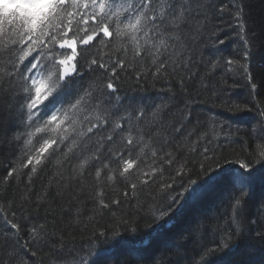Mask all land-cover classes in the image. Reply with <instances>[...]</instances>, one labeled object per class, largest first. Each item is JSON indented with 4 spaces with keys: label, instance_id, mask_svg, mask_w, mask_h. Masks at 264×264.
<instances>
[{
    "label": "snow or ice",
    "instance_id": "6c2138e0",
    "mask_svg": "<svg viewBox=\"0 0 264 264\" xmlns=\"http://www.w3.org/2000/svg\"><path fill=\"white\" fill-rule=\"evenodd\" d=\"M226 14L240 29L243 63L216 55L217 46L226 42L218 38L227 23ZM243 20L242 0H234L231 8L217 0H0V118L24 129L13 132L12 140L21 144L19 163L10 167L4 183L13 178L19 182L27 169L30 186L38 171L51 164L65 189L78 186L70 214L78 219L83 212L79 197H87L86 202L93 205L91 222L122 202L138 200L149 184L158 185L169 201L153 212L157 222L178 218L189 201L226 185L230 227L212 228L211 246L197 235L199 224L183 230L187 235L174 233L170 240L178 256L189 244L196 252L176 264H184V259L189 264H238L230 257L249 224L259 221L264 229V101L253 95L249 103L227 108L233 113H255L247 129L251 147L242 158L229 159L215 144L221 136L231 143V134L224 133V124L214 115L188 129L196 118L185 82L194 78L188 75L193 65L204 66L207 72L200 77V86L220 99V106L226 104L223 96L228 87L223 76L243 72L256 89ZM125 70L133 71L138 81L150 74L171 83L168 78L175 76L180 92L169 88L170 95L148 108L134 98L125 104L118 95V72ZM97 71L104 75H93ZM217 71L223 74L219 85L210 84L207 77ZM42 111L45 116L40 115ZM192 166L198 169L196 179ZM166 170L171 175L166 176ZM177 183L182 191L171 195L169 190ZM257 191L260 196L252 204L255 214L249 220L248 202ZM43 198L38 197L37 203ZM21 199L27 202L29 197L25 194ZM0 215L9 229L0 232V264H17L20 249L37 257L29 244L39 250L48 235L45 225L31 227L29 239L22 240L21 225L14 222L16 213L9 219L0 204ZM124 223L122 218L117 220L100 230L99 236L110 231L115 240ZM254 238L264 243V230L255 232ZM254 251L250 248L249 255ZM109 252L92 245L62 264H98Z\"/></svg>",
    "mask_w": 264,
    "mask_h": 264
},
{
    "label": "trees",
    "instance_id": "16d2710c",
    "mask_svg": "<svg viewBox=\"0 0 264 264\" xmlns=\"http://www.w3.org/2000/svg\"><path fill=\"white\" fill-rule=\"evenodd\" d=\"M217 2L228 4L231 8L234 0H217ZM242 3L244 5V34L251 47L250 69L252 82L256 84V89L253 91L243 72L238 71L234 76H223L227 80L228 87L227 94L223 96L226 104L220 106L222 101L200 86V77H204L207 72L204 66L193 65L192 72L188 75H193L194 78L185 82L187 98L194 101L191 111L196 118L188 125V129L197 127V120L203 123L214 115L219 122L224 124V133L231 134V143L221 136L215 144L217 151L228 156L229 159L242 158L244 150L251 147L252 141L247 135V129L253 122L255 113H233L227 108L232 104L249 103L253 95L257 100L264 101V0H242ZM232 11L235 10L232 9ZM224 21L227 23L222 31H218V38L226 42L217 46L216 55L221 58L232 57L243 63L244 45L237 35L240 29L236 26L235 20L227 14L224 16ZM227 24H231V27ZM93 75L100 76L104 73L97 71ZM222 75L217 71L208 76L207 80L210 84L219 85ZM118 76V95L124 98L125 104L128 103V98H134L136 102L148 108L152 104L159 103L161 97L170 95L167 89L171 88L172 93L179 94L180 92L175 76L168 78L171 83L162 78H154L150 74L138 81L131 70L118 72ZM89 78L86 72L85 79ZM233 85L235 87H232ZM180 107L183 108V104H180ZM173 112L176 113L178 119L179 113L175 108ZM40 115L45 116L46 112L42 111ZM23 131L22 127L13 128L6 118H0V204L4 206V213L9 219H12L11 213H16L14 222L21 225L20 238L22 240H28L29 229L38 224L45 225L48 235L39 245V250L31 243L29 244L31 251L37 252V257H32L26 250H18L17 264L21 261L23 264H37V259H39V264H62L65 260L73 259L75 254H82L92 245L110 249L109 254L101 257L98 264H153L154 261H158V264H176L177 260L185 256H195L196 252L189 244L182 255L178 256L170 240L174 233L180 231L183 235H187V232L183 230L199 224L201 231L197 235L204 237V243L211 246V229L216 228L219 231L230 227L226 223L230 212L226 185L209 190L207 195L197 201H189L178 218L167 222H157L153 219L155 209L166 206L169 202L167 195L160 192L156 184H149L144 188L138 200L134 198L126 204L122 202L119 208H113L111 212L106 211L102 216H97L95 222L89 221V217L93 215L91 212L93 205L86 202L87 197L81 196L79 200L83 212L77 219L70 214L69 209H74L76 206L72 196L78 190V186L73 185L71 190L65 189L63 182L55 178L57 169L51 164L38 171L30 186L26 179L27 169L21 172L19 182L13 178L7 184L4 183V177L10 167L19 163L17 157L21 144L12 140L13 132ZM38 139L39 137L34 140L37 146ZM179 139L181 137H177V140ZM172 150L175 151V148ZM190 158L199 159L198 156ZM192 172L194 173L192 178L196 179L195 173L198 169L192 166ZM165 175L168 176L171 173L166 170ZM180 191L182 189L178 183L169 190L171 195H176ZM25 194L29 197L27 202L21 199ZM252 196L253 199L248 202L249 220L254 217L255 210L252 204L260 196V192L257 191ZM38 197H44L40 203H37ZM113 214L116 220L113 219ZM121 218L127 223L120 224L118 231L121 235L119 237L112 239L110 231H107L106 236H99L100 230L106 229L107 226L116 223ZM8 230L4 216L0 215V232ZM260 230L264 229L261 228L259 221L256 225L249 224L248 233L230 259L238 264H260L264 259V243L254 238V233ZM61 243L64 245L63 248H60ZM250 248L255 250L252 255H249ZM2 255L3 253H0V256ZM184 264H189V261L184 259Z\"/></svg>",
    "mask_w": 264,
    "mask_h": 264
}]
</instances>
